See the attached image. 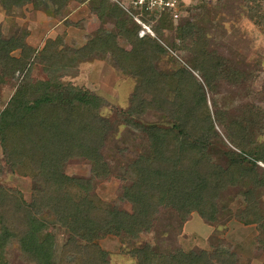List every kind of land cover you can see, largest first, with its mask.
I'll return each instance as SVG.
<instances>
[{
	"label": "rangeland",
	"instance_id": "obj_1",
	"mask_svg": "<svg viewBox=\"0 0 264 264\" xmlns=\"http://www.w3.org/2000/svg\"><path fill=\"white\" fill-rule=\"evenodd\" d=\"M259 1L264 14V0ZM183 3L178 18L169 16L171 26L167 24L157 35L150 26L153 23L149 25L150 31L139 25L138 30L132 17L112 0H67L61 6L52 5L51 0H27L23 5L7 7L0 0V38L27 47L26 51L15 49L11 53L23 67L21 72L10 70L3 75L0 68V110L26 76L32 83L56 78L102 100L99 113L107 121L109 131L103 148L99 149L102 158L79 155L61 161L66 178L90 179L93 168L107 165L109 174L103 175L99 170L92 186L83 190V203L88 207L102 204L128 216L133 213L132 205L121 199L120 168L145 154L148 141L136 129L125 126L124 119L130 118L139 126L178 125L176 118L154 110L137 112L131 103L137 81L118 68L121 55L117 50H120L105 51L102 46H94L97 40L115 37L116 46L129 51L131 46L117 30L119 21L126 19L138 31V38H149L162 49L153 57L159 74L171 77L181 66L193 68V54L224 58L225 64L237 74L232 82H215L212 90L203 85L217 132L208 155L221 171L210 180L202 212L194 209L182 220L174 207L159 206L152 211L151 223L134 222L133 236L122 231L117 234L112 228L93 229L78 247L82 249L85 245L96 251L92 264H138L134 250L144 246L157 253L180 250L186 256L220 250L233 264H264V164L246 157V162L233 168L230 157L227 167L225 155L229 151L248 150L249 139L254 141L252 149H259V155H264V25L257 23L258 16L254 15L253 20L249 17L251 5L244 0H183ZM131 12L137 15V11ZM152 18L150 15L143 19ZM158 22L153 25H159ZM43 58L46 64L41 62ZM192 74L202 84L199 75ZM167 84V94L172 99L175 83L169 79ZM219 118L223 125L219 124ZM243 118L246 121H240L241 126L237 127L238 120ZM239 130L242 138L238 136ZM235 142L241 145L237 147ZM234 159L235 156L232 162ZM237 159L241 161L239 156ZM234 179L237 184H233ZM0 188L17 194L26 203L31 201V179L9 166L1 146ZM250 209L260 220L256 221L252 213L248 215ZM48 232L54 236L53 256L58 259L63 254L66 233L56 222L48 226ZM85 258L75 253L65 261L83 264ZM3 261L27 264L14 246Z\"/></svg>",
	"mask_w": 264,
	"mask_h": 264
},
{
	"label": "trees",
	"instance_id": "obj_2",
	"mask_svg": "<svg viewBox=\"0 0 264 264\" xmlns=\"http://www.w3.org/2000/svg\"><path fill=\"white\" fill-rule=\"evenodd\" d=\"M2 1L6 7L27 2ZM65 1L51 0V3L61 6ZM244 2L251 5L249 17L253 20L254 15L258 16L257 23L263 26L262 2ZM169 16L163 13L153 16L151 21L143 19L145 16L141 19L148 27L160 21L159 25H150L160 35L167 24L171 26ZM125 21H119L117 30L118 35L131 46L129 51L118 48L115 37L101 38L94 46H102L105 51L120 50H117L121 55L118 68L137 81L131 103L138 113L154 110L169 118H176L178 123L177 126L162 128L156 125L139 126L130 118L122 121L125 126L139 131L142 137L145 135L148 141L145 154L138 155L120 168L119 179L123 184L121 199L132 205V215L128 216L116 208H105L102 204L88 207L83 203V190L91 187L92 180L98 178L96 172L100 170L103 175L109 174L106 164L93 168L90 179L66 178L63 175L61 161L65 158L79 155L102 158L99 149L103 148L109 136L107 121L99 113L102 100L85 90L63 84L56 78L32 83L26 76L0 110V146L9 166L31 179V201L26 203L17 194L0 188V264H4L3 258L13 246L27 264H67L65 258L75 253L86 256L83 264H92L96 251L85 245L82 249L78 247L81 246L80 240L87 239L93 229L112 228L117 234L122 231L133 236L134 222L151 223L152 211L159 206L174 207L182 220L194 209L202 212L210 180L221 171L208 155L217 132L203 85L212 90L215 82H232L237 74L225 64L224 58H203L195 54L193 68L181 66L171 77L159 74L153 57L162 49L149 38H138V31ZM133 25L140 29L137 24ZM15 49L26 51L27 47L23 43L14 44L11 40L0 38V68L3 75L10 70H23L21 64L11 56ZM41 62L46 64L47 60L43 58ZM192 72L199 75L202 84ZM169 79L175 83L172 99L167 94ZM243 120L246 121L244 118L238 120L237 127L241 126ZM219 124L223 125L221 121ZM238 136L242 138L241 130ZM253 143L249 139V149L246 147L248 150L243 149L241 153H225L228 157L227 167L230 157L233 168L246 162V157L264 164V155H259V149H252ZM235 145L238 147L241 144L235 142ZM238 156L241 161L237 162ZM237 182V179L233 180V184ZM248 211V215L252 213L251 209ZM252 215L256 221L260 220L257 215ZM55 222L66 233L63 254L58 259L53 256L54 236L48 232V226ZM134 252L138 264H233L220 250L186 256L180 250L157 253L150 246H144Z\"/></svg>",
	"mask_w": 264,
	"mask_h": 264
},
{
	"label": "built area",
	"instance_id": "obj_3",
	"mask_svg": "<svg viewBox=\"0 0 264 264\" xmlns=\"http://www.w3.org/2000/svg\"><path fill=\"white\" fill-rule=\"evenodd\" d=\"M121 11L128 16H131L137 25L144 30H149V27L142 21V16L169 14L173 19L180 15V7L184 5L183 0H112ZM192 0H188L191 2ZM137 11V15L131 10ZM150 31V30H149Z\"/></svg>",
	"mask_w": 264,
	"mask_h": 264
}]
</instances>
